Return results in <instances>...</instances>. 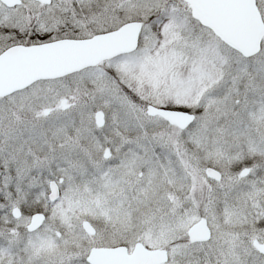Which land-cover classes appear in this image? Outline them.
I'll list each match as a JSON object with an SVG mask.
<instances>
[{"label":"snow or ice","instance_id":"snow-or-ice-1","mask_svg":"<svg viewBox=\"0 0 264 264\" xmlns=\"http://www.w3.org/2000/svg\"><path fill=\"white\" fill-rule=\"evenodd\" d=\"M0 264H264V0H0Z\"/></svg>","mask_w":264,"mask_h":264}]
</instances>
